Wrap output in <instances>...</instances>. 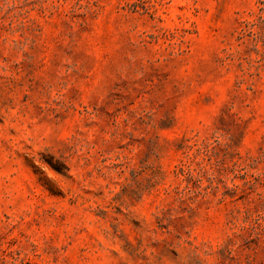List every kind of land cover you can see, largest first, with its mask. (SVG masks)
<instances>
[{"label":"rangeland","instance_id":"rangeland-1","mask_svg":"<svg viewBox=\"0 0 264 264\" xmlns=\"http://www.w3.org/2000/svg\"><path fill=\"white\" fill-rule=\"evenodd\" d=\"M261 1L0 0V264H264Z\"/></svg>","mask_w":264,"mask_h":264},{"label":"trees","instance_id":"trees-1","mask_svg":"<svg viewBox=\"0 0 264 264\" xmlns=\"http://www.w3.org/2000/svg\"><path fill=\"white\" fill-rule=\"evenodd\" d=\"M260 4L262 5L261 7L258 8V11H259V14H261L263 11H264V1H261ZM250 25H253V24H250Z\"/></svg>","mask_w":264,"mask_h":264}]
</instances>
